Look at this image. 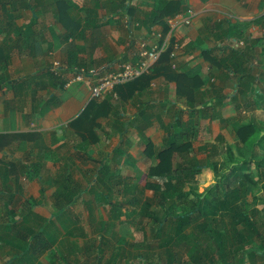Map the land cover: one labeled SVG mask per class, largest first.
I'll return each mask as SVG.
<instances>
[{"label": "crops", "instance_id": "1", "mask_svg": "<svg viewBox=\"0 0 264 264\" xmlns=\"http://www.w3.org/2000/svg\"><path fill=\"white\" fill-rule=\"evenodd\" d=\"M3 1L0 0V264H50L42 260L43 253L54 247V240L61 236L57 238L59 234L52 227L45 232L43 228L55 223L62 230L60 235L78 228L71 213L86 191L82 181L71 171L44 175L50 165L40 158L53 147L71 151L66 139L60 137L64 133L82 139L87 135L98 137L104 129L105 133L115 129L114 136L121 138L122 146L118 144L97 167L86 170L91 180L96 176V181L105 166L110 174L102 178L107 183L114 176L112 163L131 157L130 134L144 138L146 156L149 139L158 162L156 153L169 144L167 139L175 132L185 130L193 149L198 126L207 125L209 133L223 134L228 139L234 136V124L246 112L250 113V122L261 124L258 119L264 115V95L257 92L264 89V0H168L175 3L173 11L164 14L162 10L159 18L153 13L157 0H70L73 9L66 23L59 16V0H30L31 7L22 6L27 5V0L5 5ZM171 19L177 20L175 26ZM140 40L150 46L165 44L159 50V59L142 76L115 84L98 99L91 97L88 83L66 87L65 79L49 71L53 61L59 59L69 75L79 67H104L115 72L118 62L138 63L136 42ZM235 50L244 55L239 57V64L246 69L242 74L233 67ZM247 86H251L250 91ZM120 97L145 119V123L132 127L133 132L126 113L117 107ZM101 99L109 100L110 108L117 109L97 111ZM249 103L253 105L247 111L245 105ZM91 105L94 108L89 109ZM101 119L104 123H100ZM154 133L160 136L159 142ZM36 163L42 167L39 178L11 172L13 166L26 171ZM174 164L178 165L175 159ZM70 176L82 191L73 194L71 204H55L62 213L56 223L49 207L42 206L41 198H54L61 191L59 184ZM34 181L42 183L40 191L31 190L32 185L28 187V182ZM108 195L107 190L105 197ZM66 208L71 212L63 216ZM18 210L19 215L14 216ZM66 217L71 221H65ZM37 234H41L40 243L52 244L41 253L29 245ZM259 256L264 260L259 254L250 259L251 263L258 264Z\"/></svg>", "mask_w": 264, "mask_h": 264}, {"label": "rangeland", "instance_id": "2", "mask_svg": "<svg viewBox=\"0 0 264 264\" xmlns=\"http://www.w3.org/2000/svg\"><path fill=\"white\" fill-rule=\"evenodd\" d=\"M59 5H62L59 0ZM70 1V0H66ZM23 6V4H22ZM261 87V86H258ZM263 87H261L262 89ZM251 86H247L246 90L250 91ZM258 95H264V89L261 92H257ZM255 95V94H252ZM264 101V96L261 97ZM109 100L101 99L99 105H106L104 109H112L115 111L117 108L113 106L110 108ZM106 102V103H105ZM117 107H121L120 112L126 113L125 119L130 121L128 127L131 128L137 123H145V119L135 114L134 106L131 103H124L123 97L117 99ZM249 105H245L246 110H251ZM249 107V108H248ZM153 107H149L148 110ZM264 109V108H263ZM109 110V112H112ZM154 112V110L152 109ZM264 111V110H263ZM156 113L158 111L156 110ZM249 113V112H248ZM246 112L239 123H249V115ZM264 113V112H263ZM250 114V113H249ZM168 115H171L169 113ZM170 117V116H168ZM260 128L264 131V115H261L258 119ZM100 123H104L101 119ZM207 125L198 126V132L195 134V144L193 149L175 154V162L177 164H185L189 167H199L196 178L190 180V183L184 185L182 190L187 193L188 196L182 199L180 202H176L172 206V211L179 213L191 212L192 207L197 202L198 198L204 193L210 186L215 185L219 179L222 180L233 166H236L237 162H244L252 159L253 161L261 160L264 168V149L259 150V155H253L251 148L237 137L236 132L233 130L234 136L225 138L223 134L214 135L209 133L206 129ZM114 129V128H113ZM197 130V129H196ZM114 130L105 133V129L97 134L98 137L80 138L79 135L64 133L62 136L69 143L71 151L63 149L51 148L46 154H42V163L47 162L50 168L44 171V175L48 176L52 174H66L71 171L72 174L82 181V187L86 190L83 196L78 198L75 209L72 211L73 219L78 222V228L74 231V234L67 229V232L60 235L61 228L51 224L49 227H44L42 231L48 230L50 227L58 232L59 239L54 240L55 246H51L43 253L42 260L50 262V264H164L165 252L163 249L155 247L158 243V238L155 236L157 233L158 225L145 216L144 207H152V209L159 207L155 204L154 197L155 191L148 187L150 183L149 170L151 165L157 162L156 157H148L144 154L145 140L142 139L140 134H130L128 145L132 148L130 153L131 157L124 162L120 158L116 159L112 164L111 172H113V179L111 181V191L106 189V184H99V181L89 176L86 170L97 165L101 162V158H106L108 152L114 147L122 146V140L118 136H114ZM133 132V131H132ZM156 141H160V136L153 134ZM62 139V138H60ZM90 139V140H89ZM87 142V143H84ZM126 143V139H125ZM124 143V145H125ZM57 142H52V145H56ZM159 146V145H158ZM134 147V148H133ZM54 149V150H53ZM231 150V151H230ZM235 159H231L230 153ZM70 156L68 158H63ZM138 156L139 158H137ZM141 157H144L143 159ZM176 165V164H175ZM57 170L59 172H57ZM259 170V169H258ZM243 173L246 174L245 187L247 189V198L251 203V207L257 206L261 209L264 206V202L259 200L254 203L255 197L258 199L264 196V187L259 191L258 186L260 178L257 172V168L254 163L250 165L248 169H245ZM94 174L92 175V177ZM234 177V176H233ZM160 182L164 178H158ZM35 180V179H33ZM220 180V181H221ZM37 181V180H36ZM39 182V181H38ZM9 182L6 181V185ZM40 184V185H39ZM30 185H32L30 187ZM42 183L35 182L29 183L28 187L31 190L40 191ZM47 187L50 183H46ZM52 188L50 187V191ZM109 191L108 197H105L106 191ZM93 198L91 201L84 202L85 198ZM41 198V197H40ZM138 200L137 204H132L131 199ZM35 200V198H34ZM40 200V199H39ZM43 207H49V211L52 213V220L56 223L61 219V211H58L56 202L53 197L41 198ZM92 201L94 203L92 204ZM121 204V205H120ZM252 208H250L251 210ZM70 209L66 208L63 213L69 212ZM57 212V213H56ZM71 212V211H70ZM162 214V212H161ZM14 216L19 215V210ZM67 216V214H65ZM159 217V216H158ZM257 217L261 220L264 219V214L259 211ZM153 222V223H152ZM261 228V234L257 236L264 240V225H259ZM45 229V230H44ZM51 229V228H50ZM261 239L255 241L256 244H260ZM53 243V244H54ZM173 245L175 253L180 254V259L176 263L187 264L191 256L189 254V245ZM37 250V249H36ZM262 250V249H260ZM29 255V254H27ZM66 256V257H64ZM259 263L264 264V260L259 256ZM207 264H211L210 259L206 260ZM244 264H252L249 258L246 256ZM257 264V263H256Z\"/></svg>", "mask_w": 264, "mask_h": 264}, {"label": "trees", "instance_id": "3", "mask_svg": "<svg viewBox=\"0 0 264 264\" xmlns=\"http://www.w3.org/2000/svg\"><path fill=\"white\" fill-rule=\"evenodd\" d=\"M15 1L17 0H5L2 3L5 5L14 3ZM61 2L62 5H59L60 1H57L59 16L62 23H66V19H68L67 14H70L72 11L73 3L66 0H61ZM174 4V1L157 0L153 12L155 13L154 16L159 18L162 10L164 14H168ZM23 6L31 7L30 0H27V5ZM156 12L159 13L156 14ZM232 52V54L237 53L234 57H231L232 63L233 61L236 62H234L233 65L235 66L233 67L238 73L242 74L246 69L243 67V63L239 64V57H244V55L242 56L241 54L243 53L238 52V50ZM51 75L58 79H65L64 76H57L52 73ZM179 76L184 82L185 76L183 74ZM105 106L98 105L96 107L97 111L103 112ZM91 108H94V105L89 107V109ZM234 129L237 137L251 148L252 154L259 155V150L264 149V134H262L261 128L253 122H236ZM185 133H187L185 130L178 133L175 132L167 139L169 144L156 153L159 160L149 170L151 178L148 187L155 191L154 200L155 204L159 207L154 209L150 206L144 207V213L148 220L151 219L158 225L155 235L158 238V243L155 247L164 250L166 255L163 260L165 261L164 264H180L176 263L180 259V254L178 255L179 251L175 253L172 244L182 247L181 243L189 245L191 259L187 264H207V259H210L211 264H244L246 256L249 260L254 259L259 254L264 256V240L262 237H257L261 234V227L259 225H264V219L260 220L257 217V213L261 211L264 214V206L261 209L257 206L251 207L245 187L246 181L244 179H246V174L243 173L245 169H248L254 163L260 178L258 189L261 191L264 187V168L261 169L263 166L261 160L252 162L251 159V161L248 160L242 163L236 161V166H233L223 176L222 180L219 179L215 185L210 186L201 194L192 207L193 210L191 212L179 213L172 211L171 208L174 203L180 202L185 196H188L182 188L184 185L189 184L191 179L194 180L197 172L200 170L199 167L174 164L176 152H187L192 147L190 136L188 133ZM146 152L148 157L155 156L154 145L149 139L147 140ZM230 155L232 156L231 159L235 161L232 152ZM13 168L14 170H11V172L17 176L22 172L23 174H28L30 177L35 176L39 178L41 175L39 171L42 167L36 163L33 169L28 167L26 171L20 169L21 167L13 166ZM109 174V170L103 166L100 169L97 180L100 185L102 183L106 184L107 189L111 191L110 184L112 180H108L106 183V180L102 178V176ZM159 177L164 178V180L160 182ZM56 183L59 184L58 181ZM59 187H62L60 188L61 191L56 192L54 199L56 204L61 207L65 206V204H71L73 202V194L75 193L76 195L82 191L77 181L73 180L71 176L66 181L64 180L60 183ZM74 190L75 192H73ZM259 200L264 202V196L259 199L256 196L254 203H257ZM137 202V199H131L132 204H137ZM250 208L252 209L250 210ZM65 221L68 222L71 219L66 217ZM40 237L41 234H37L29 244L30 248L36 253L44 252L52 245H49V241L40 243ZM260 239L262 242L256 244L257 247H254V244L251 246L252 243Z\"/></svg>", "mask_w": 264, "mask_h": 264}, {"label": "built area", "instance_id": "4", "mask_svg": "<svg viewBox=\"0 0 264 264\" xmlns=\"http://www.w3.org/2000/svg\"><path fill=\"white\" fill-rule=\"evenodd\" d=\"M170 22L173 26L177 24V20L171 19ZM186 22H189V20L187 19ZM136 47L140 55L138 63L118 62L119 65L115 72H108L104 67L91 69L75 68L71 75H65L67 66L59 59L53 61L49 71L57 76H64L66 87H70L77 82L88 83L92 87L91 97L98 99L115 84L132 81L146 73L159 59L160 51L165 48V44L162 46H150L146 40H140L136 42ZM114 94L115 97H118L116 92Z\"/></svg>", "mask_w": 264, "mask_h": 264}, {"label": "clouds", "instance_id": "5", "mask_svg": "<svg viewBox=\"0 0 264 264\" xmlns=\"http://www.w3.org/2000/svg\"><path fill=\"white\" fill-rule=\"evenodd\" d=\"M69 70H70V69H69ZM70 71H71V70H70ZM73 71H75V69H74ZM73 71H72V72H73ZM50 73H51V72H50ZM67 73H68V69L66 70L65 75H68ZM62 77H63V76H62Z\"/></svg>", "mask_w": 264, "mask_h": 264}]
</instances>
